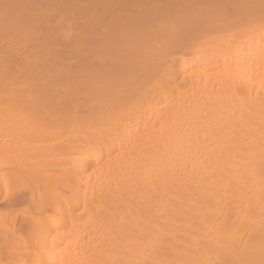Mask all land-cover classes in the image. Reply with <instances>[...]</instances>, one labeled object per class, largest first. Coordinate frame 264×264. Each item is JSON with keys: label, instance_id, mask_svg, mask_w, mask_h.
Masks as SVG:
<instances>
[{"label": "bare ground", "instance_id": "obj_1", "mask_svg": "<svg viewBox=\"0 0 264 264\" xmlns=\"http://www.w3.org/2000/svg\"><path fill=\"white\" fill-rule=\"evenodd\" d=\"M0 264H264V0H0Z\"/></svg>", "mask_w": 264, "mask_h": 264}]
</instances>
